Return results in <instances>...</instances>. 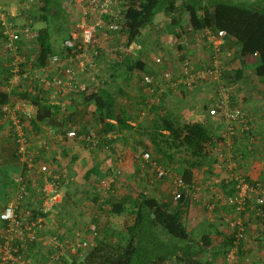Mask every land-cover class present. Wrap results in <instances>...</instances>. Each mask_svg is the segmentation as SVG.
Wrapping results in <instances>:
<instances>
[{"label":"trees","instance_id":"16d2710c","mask_svg":"<svg viewBox=\"0 0 264 264\" xmlns=\"http://www.w3.org/2000/svg\"><path fill=\"white\" fill-rule=\"evenodd\" d=\"M64 1L36 0L29 10H24V18L32 19L30 24L32 28H34L36 20L42 22L43 26L36 30L37 36L31 42L33 46L30 43L26 45V53L20 52L21 55H26L27 59L32 55L35 60L34 63L30 64L20 63L18 65L20 73L28 72L27 69L32 72L36 68H42L46 65L49 56L60 55L64 52L62 42L70 37V21ZM177 8H180L183 13L185 26L181 29L177 28V25H181L179 24L180 20L176 22V25L175 22L168 25V32L177 38L186 32L203 33L209 31L216 35L218 31H225L224 43L219 47V59L225 65L224 69L222 68V86L235 85L236 82L246 79L245 68L251 67L254 79L261 81L264 87V0H126L122 29L118 33H109V35H117L124 41L121 46L123 51L118 50L115 53L118 54L119 52L124 61L127 60L125 49L140 38L142 31L154 21L155 16L160 12L172 15ZM69 14L71 18L72 14ZM98 33H100L99 30ZM4 40L0 34L2 45ZM199 42L208 47L205 39H200ZM22 45L24 47L25 43L22 42ZM178 49H182L181 46H178ZM227 52L229 53L228 56L225 55ZM185 57L187 54L181 51L177 55L178 63H181ZM5 59L0 71V107L9 102L11 97H18L30 102L34 106L35 114L29 121L30 129L28 132L33 133L35 137H38L42 124L48 125L51 130L57 127L56 132L64 137H66L67 129H74L77 133L76 128H71L72 125H77L76 120L71 118L74 122L72 124L69 117L70 115L74 117L79 111H82L77 110V106L72 108L74 112L67 114L62 103L58 106L52 105L47 99V93L40 88L38 89L32 80L19 82L17 86H12L8 91L6 90L9 79L14 75L15 65L12 64V53L7 54L6 52ZM131 65L132 69L135 63ZM218 85L216 83L214 87ZM77 93L80 95L82 104L92 105L93 110L99 116L101 125L100 130L88 129L81 125L83 127L80 133L85 135L84 139L91 132L98 140L96 147L99 148L100 145L103 148L109 146L108 150L111 152H115L116 144L115 146L110 145L121 140L122 146L131 145L134 153L139 155L144 152L150 153L152 160L167 169L170 174L155 179L153 172L152 177L143 172L146 168L152 169V167L145 164V168L140 169L138 166V169L133 171L134 178L136 177L140 183L145 182L154 188L148 193L146 189L134 188L129 183L125 184L124 190L114 188V184L107 185L106 188L103 184L104 188H102L100 185L102 181L98 183L99 187H93L95 185L88 181L89 177L91 175L98 178L104 176V172L101 171L102 166L99 163H95L89 169L82 171L80 177L84 185L98 191L90 199L89 207L92 211L91 221L94 227L91 229V236L87 235L85 241H83L84 238L79 240L80 244L78 245H71L74 250L69 247L62 250V243L68 246L69 241L74 242L72 237L69 236V240L66 238L67 241L61 235H58L57 238L54 237V247H51L46 253L45 263L215 264L213 260L220 255L223 257L232 247L234 233H226V229L222 228L224 231L221 230L216 225L215 220L208 219L205 222L208 227H205L199 237L195 238L190 232L187 219L196 199L187 195V190L183 192L180 198L174 199L171 189V176L178 175L183 178L188 186H195L197 184L195 174L198 168L206 167L213 174L212 163L216 162L215 154L218 152V148L224 150L222 144L225 143V137L212 129L206 121L189 122L183 120L181 117L165 111L160 105H156L158 109L155 107L151 110L153 114L151 125L133 126L128 123L133 119L129 114L130 112L120 105L118 107L115 96L106 88L81 90ZM2 116L3 113H0V123L6 126L9 134L11 133L16 147L11 122L3 120ZM22 120L26 121V118ZM109 120H113L115 123ZM247 124H250L248 120ZM141 130L144 133H140ZM252 130L253 127L250 125L246 135L252 134ZM125 138H128V141H125ZM85 143L88 148L91 146L90 142ZM231 151L232 153H239L240 158L243 157L244 160L250 153L246 147L242 149L234 143H232ZM16 158L18 160L17 153ZM242 164L244 165L245 162ZM47 165L51 167L48 163ZM171 166L174 167L175 171L170 169ZM55 173L57 174V171ZM57 175L60 177L62 173ZM239 175H242L248 182L252 181L249 176ZM118 177H121L120 174L115 173L114 178L117 180ZM33 181H27L29 194L25 201L19 204V209L28 208L31 210L30 222L35 221L38 215L43 219L34 239L27 237L23 242L15 239V244L12 243V245H17L21 259L29 264H36L32 260L33 257L30 256L33 249L36 253L42 249L43 245L40 247L38 244L40 242L38 234L42 230L44 218L49 214V212L39 211L38 192L41 187L36 185H43V179L35 178ZM134 181L138 186L135 179ZM163 181L167 182V189L163 190L158 187V190L155 188ZM236 184V178L227 183H220V188L224 189V196L222 197L224 201L221 202L219 201L220 198H216L208 205H202L204 210L210 211L211 215L221 222V227L225 215L234 211L235 204L228 203L227 199L236 196ZM61 185H63L62 182ZM213 185L216 186V184ZM15 191L14 185V191L9 192L8 199L14 196ZM69 195L66 192L65 198ZM7 203L0 206V213ZM59 203L60 201L57 202V205ZM247 210L242 211L241 215L244 216ZM261 226V231L264 234V221L261 222ZM0 227V244H2L1 235L7 228V222L0 220ZM221 235V241L214 247V238Z\"/></svg>","mask_w":264,"mask_h":264},{"label":"crops","instance_id":"0c3cea01","mask_svg":"<svg viewBox=\"0 0 264 264\" xmlns=\"http://www.w3.org/2000/svg\"><path fill=\"white\" fill-rule=\"evenodd\" d=\"M179 20L181 21L179 23L181 25H177V28L181 29V27L185 26V23L183 13L180 8H177L172 15L165 14L163 12L158 13L155 16L154 21L142 31L140 38L136 42L131 43L125 49L127 51V60L125 59V61L124 58L119 55V52L118 54L115 53L118 50L123 51V48L121 47L124 43L123 39H120V37L114 34L105 37L102 33H97L101 48L100 57L98 59L99 73L97 75H92L85 71L78 72L76 75L78 91L106 88L112 95L115 96L117 106L120 105L130 112L129 114L133 117V119L128 121V123L133 126L142 124L145 126L151 125L153 120L151 110L152 108H157L158 106L156 105H160V107L165 111L171 112L175 116L181 117L183 120H187L189 122L206 121L210 124L212 129H214L221 136L225 137V143L222 145L225 148L228 146L230 155L224 157L220 154V157H217L216 162L212 163L213 174L208 171V168H201L199 173L203 176L200 181L196 179V185L200 190L201 204L211 203L216 198H220L219 201L222 202L224 189L220 188V183L233 181V176L237 174L249 176L253 181L264 182V87L261 81L254 79L252 75V68H245L246 71L244 74L247 75L245 83L249 84V88H246L241 95H236L232 100V104L244 110L247 114L248 122H250L249 125L253 127V130L252 134L237 135L232 139L225 136L224 124L219 123L217 120H214L207 115L208 108L213 104L212 94L215 90V82L213 84L200 81L193 89H186L182 85L177 86L176 89L167 87L163 90L160 103H151L149 95L143 92V74L150 73L153 76L158 77L163 70L169 69L178 76L180 74V70L178 68L179 60L177 55H179L181 51L185 52L191 59L193 69H195V71L202 69V66L208 57V47L206 45H202L195 39V32L183 33L178 38L168 32V25L174 22L176 25V22ZM0 45L3 50V45L1 43ZM152 46L153 48H150ZM178 46H181L182 49L179 50ZM153 50L155 51L153 52ZM154 57L162 58V63L159 67L154 65ZM4 63L3 59L0 58V71L1 66L4 65ZM132 63H135V66L131 69ZM134 74L136 77H134ZM60 101L62 105H64L65 110H67V114L74 112V110L72 111V108H75L76 106L77 110H82L74 117L71 115L69 116L71 121L74 119L77 123V125H72L71 127H74L77 130L78 136L76 138L64 137L62 134L56 132L55 129H58L57 127L54 129L51 126L52 129H54L51 130L46 124L40 125L42 129L38 133L40 137H44L47 142V148L43 150L41 154V161L48 163L52 169L57 171V174L62 173V175H60L61 180L63 181V185L60 189V204L64 199H66V193L64 190H66V188L68 189L71 184L73 185V183H76L77 185L78 180H80L79 182L83 184V188H80L84 189L86 192L87 186L84 185L80 176L82 175V171L89 169L95 163H99L102 166L101 171L104 172L103 177L107 176V183H103L106 187L107 185H113L112 182H114V176L110 175L118 173L122 176L123 173L127 172L132 174L135 169H138L139 159L137 158V154H135L136 152H133L131 145L127 147L122 146L121 140H118L116 143L110 145L115 146L116 144L115 152L108 150L109 146L104 147L105 149L102 145H100L101 148L93 146L88 148L86 146L85 142L88 143L89 141L84 139L83 137L85 135L80 133L82 127L86 126L88 129L97 128L96 130H100L101 125L99 116L93 110L92 105L82 104L79 93L70 94L63 97ZM109 121L115 123L113 120ZM73 123L74 122L72 121V124ZM81 125L83 126L81 127ZM257 127L260 128V130H257ZM140 133H144L143 130H141ZM231 140H233V142H231ZM125 141H128V138H125ZM232 143L242 149L246 147L250 151L245 160L243 157L240 158L241 155L239 153H232ZM218 151H220L219 148ZM222 151L223 150L219 153H222ZM102 153L106 154L101 156ZM244 162L245 164L243 165L242 163ZM21 172V166H19L16 158V147L11 133L9 134L6 126L1 125L0 123V206L7 203L9 200V192L14 191V177L19 175ZM77 174L78 177H76ZM93 178L94 176L91 175L88 181L94 183ZM121 180L122 178L120 181ZM133 181L134 180H130L129 184L133 185L134 188L140 189L141 185L137 186L135 181ZM33 182L35 184V181ZM136 182L140 183L139 181ZM213 182L216 186L212 185ZM69 197L71 198V195H69ZM88 197L89 196L86 193L83 197L84 203L81 204V207L85 206L86 213H84V217L89 220L92 218V211L89 207L91 204V198H89L88 201ZM62 209V205H60L59 211H62ZM49 216L50 215L48 214V216L44 218V228L38 234L40 241L38 244L40 247L43 245L42 249L39 253H36L33 249V252H31L33 256L30 255L33 257L32 260L36 264L40 262L41 264L45 263L44 259L46 258V253L51 247H54L52 239L61 235L63 233L61 231H64L65 233L70 232L74 241L78 236L76 229V233L73 235V231L75 230L72 227V222L69 223L70 227L68 230L63 229L60 222L65 221V219H61L59 217L58 219H54ZM82 216V211L80 213H74L72 221L74 220V222H79L82 219ZM225 216H232L231 212ZM193 218L197 219L196 216H193ZM196 219L193 220L196 221ZM51 221L52 224H54L50 226V228L45 227V225L49 224ZM220 224L221 223L219 222V225H216L220 226V229L224 231V229H222L223 226L221 227ZM188 226H190L189 228L191 229L197 225L196 223H191V225L189 224ZM249 226V236L252 234L258 238L259 235H263L261 231L262 226L259 222H257V225L249 223ZM201 231H203V229ZM83 233L84 231H82V234ZM191 234L193 235L192 232ZM51 237L53 238L51 239ZM220 237H222V235ZM256 248L258 253L255 257L258 258V256H261L258 259L260 261L264 257V247L261 248L256 246ZM27 252L30 253V251ZM239 252L243 253L241 251ZM221 259L222 256H218L215 264L220 262Z\"/></svg>","mask_w":264,"mask_h":264},{"label":"built area","instance_id":"2783aa9c","mask_svg":"<svg viewBox=\"0 0 264 264\" xmlns=\"http://www.w3.org/2000/svg\"><path fill=\"white\" fill-rule=\"evenodd\" d=\"M36 0H0V34L4 37V51L13 54L12 64L15 65L14 75L9 79L6 86L8 91L12 86H17L19 82L32 80L37 88L47 93V99L52 105L61 104V99L67 94L78 92L76 75L80 71L88 72L92 75L99 73L98 59L101 48L98 38V30L103 36L109 33H118L124 24V10L126 0H71L74 6V14L70 18L69 35L62 42L63 53L49 56L46 65L36 68L32 72L20 73L18 65L24 63H34V57L30 55L27 59V46L37 36V31L30 26L32 19L24 18V10L31 7ZM14 5V6H13ZM225 31H218L216 35L209 31L203 33L195 32L196 40L205 39L208 45V57L202 69L195 71L192 61L187 56L179 63L180 74L177 76L173 71L165 69L160 76H142L143 92L150 97L151 103H160L163 90L167 87L176 89L182 85L186 89H192L200 81L208 83H218L212 94L213 104L208 108L207 115L219 123L224 124V134L227 138L247 133L250 125L247 124V114L238 106H234L230 100V90L220 85L222 68L225 65L219 59V47L224 43ZM22 42L25 43L23 47ZM226 56L229 55L227 52ZM154 65L160 66L161 57H154ZM223 64V65H222ZM0 113H3V120L11 122L12 131L15 137L16 153L18 163L21 166V173L14 177L16 191L14 196L9 199L4 210L0 213V220L7 222L0 244V264H29L21 259L19 249L15 244V239L21 242L27 237L34 239L38 233L40 222L43 219L38 215L35 221H29L32 212L28 208L19 209V204L28 197L27 181L35 178L43 179L40 188L39 206L42 212H48L57 205L60 200L61 178L45 163L41 161L42 151L47 148L44 137H35L29 133V121L34 117V106L27 100L20 98H10V101L1 105ZM23 121L22 119H25ZM67 138H76L77 133L74 129H67ZM96 147L97 138L93 133L85 137ZM139 168H145V164L152 167L154 178H163L170 173L164 167L152 160L150 153L144 152L139 156ZM237 179L235 185L236 196L229 197L227 202L235 204L234 214L225 216L224 220L228 224V233H234L232 247L222 257L217 264H236V254L241 252L256 251L257 240L251 234L248 235L249 223L264 221V182H248L242 175H235ZM29 179V180H27ZM27 180V181H26ZM172 191L174 199H178L187 190V195L197 199L199 188L197 185L188 186L182 177L171 176ZM189 188V189H187ZM248 209L244 216L242 211ZM94 227H92L93 229ZM78 245V244H76ZM21 246V245H20ZM74 250V247L71 248ZM238 264H253L250 259H245ZM264 264V257L257 262Z\"/></svg>","mask_w":264,"mask_h":264},{"label":"rangeland","instance_id":"374dc122","mask_svg":"<svg viewBox=\"0 0 264 264\" xmlns=\"http://www.w3.org/2000/svg\"><path fill=\"white\" fill-rule=\"evenodd\" d=\"M64 4L66 5V10H67V13H68V19L70 21V16L71 15L69 13H71L72 16H73L74 10H75L74 9V6L71 3V0H65L64 1ZM29 9H30V7L26 8V10H29ZM42 26H43L42 22L36 20L34 22V26L33 27H34L35 30H38ZM31 45L33 46V43H31ZM150 48H153V46L150 47ZM154 51L155 50H153V52ZM5 54L6 53L4 52V50L1 49V45H0V58H2L3 61L5 59ZM134 77H136L135 74H134ZM245 81H246V79H243L242 81L236 82L235 85H231V86H228L227 87L230 90V97L232 95V97H231L232 99H234L236 95L237 96L241 95L242 92H244L246 88H249V84L248 83H245ZM220 85H222V83H220ZM95 129H97V128H95ZM257 130H260V128L257 127ZM223 149L224 150L222 151V153H219L221 151L220 150V151H218L215 154L216 159H217V157L218 158L220 157L219 156L220 154L223 155L224 157L225 156L227 157V156L230 155V153H229L230 150H228V146H226V148L223 147ZM105 154L106 153H102L101 156H104ZM235 154H237V153H235ZM137 155L139 156V154H137ZM171 167H170V169L174 170V167L173 166H171ZM199 170H201V168H198L196 170L195 178L200 181V179L202 178L203 175H200ZM67 171H69V170H67ZM67 171H65V172H67ZM143 172L146 173V174H148V176H151V177L153 175V173H152L153 171H152L151 168L150 169H147L146 168L145 171H143ZM110 176H115V173H114V175H110ZM106 178H107V176L101 177V178L94 177L93 178L94 179L93 185H95V186H93V187H99L98 186V183H100L101 181H102V184L100 183L101 187L102 188L106 187V185H103L104 182L107 183ZM121 178H122V180L120 181ZM121 178L118 177L117 180L114 178V182H112L115 185L114 188H117L119 190H124V188L126 187L125 184L129 183L130 180H134L135 179L136 181H139V179H137L136 177L134 178V172H132V174H129L128 172L127 173H123V175L121 176ZM79 181L80 180L77 181V183H78L77 185H76V183H73V185L71 184L68 189L66 188V190H64L65 193L68 192L71 195V198L68 196L66 198V200H63L62 201L61 204L59 203V205L53 207L50 211L48 210L49 215H50L49 216L50 218L53 217L54 219H58V217H59L61 219H65V221L60 222L62 224V228L63 229H67L68 230V228L70 227L69 223L72 222L71 224H72L73 229L74 230L76 229L77 232H78L77 239L74 242L71 243V241H69L68 246H66V245H64L62 243V247H63L62 250L66 249L67 247H69L71 249L72 248L71 245H73V244H80L79 243L80 242L79 240H81V239L84 238L83 241H85V238L87 237V235L88 236H91L90 233H92L91 232V229H92L91 227H93V223H92L91 219L88 220V219H86V217H84V213H86L85 212L86 210H85V206L84 207H81L82 206L81 204L84 203V198L83 197H84V195L86 193L89 196L88 197V201H89V198L93 197L94 193H96L98 191L95 190V188L93 189V188L87 186V190L85 192L84 189H81L80 188V187L83 188V186H82L83 184H81ZM126 181H128V182H126ZM213 184H214V182L212 183V185ZM138 185H141L140 189H143V190L146 189L148 193H150L154 189L153 187L148 186L149 184H146L145 182L138 183ZM166 185H167V182L164 181L163 183L158 184L155 188L158 189V187H159V189H163L164 190V189H167V186ZM130 186H132V185H130ZM198 192H199V195H198V197H197V199L195 201L196 203H194L193 206H192V208L190 209L191 210L190 211V215H189V217L187 219V223H189L190 225H191V223H193V224L196 223V225H197L196 227L190 229V231L193 233L194 237H199V234L201 233V230L202 229H205V227H208V224L205 223L208 219L215 220L216 221V224L219 225V221L217 219H215V217L213 215H211L210 211L204 210L202 208V205H208V203L201 204L202 201L200 199V190H198ZM104 195H105V193H104ZM223 201H224V199H223ZM60 205H65V207L63 206L62 211H59ZM81 211H82V214H83L82 219L79 222H74V220L72 221L73 214L74 213H80ZM231 212L234 214V211H231ZM193 216H196L197 219L196 218H193ZM193 219H196V221H194ZM53 224H52V221H51V222H49V224L45 225V227H47V228L49 227L50 228V226H52ZM222 225H223V228L226 229L225 232L228 233V230H229L228 229V224L225 222L224 218H223ZM43 228H44V225L42 226V229ZM76 230L73 231V235H74V233H76ZM82 231H84L83 234H82ZM61 232H63L61 234V236L63 237V239H65V241H67V240L70 239L69 238V236L71 237L70 232H68V233H65L64 231H61ZM52 238L53 237H51V239ZM66 238H67V240H66ZM221 239L222 238L220 236H216V238H214V247H216L218 245V243L221 241ZM256 240H258L257 243H256L257 244V247H261V248L264 247V234L263 235H259L258 238L256 237ZM52 241H53V239H52ZM257 251L258 250L256 248V251H254V252H243V253L238 252L236 254V260H237V263L236 264H238L240 262L242 263L247 258L250 259V261L253 264H257V262H259L258 259L261 257V256H258V258L255 257V255L258 253ZM216 259L217 258H215V260H213L214 263H216Z\"/></svg>","mask_w":264,"mask_h":264},{"label":"clouds","instance_id":"9594fccd","mask_svg":"<svg viewBox=\"0 0 264 264\" xmlns=\"http://www.w3.org/2000/svg\"><path fill=\"white\" fill-rule=\"evenodd\" d=\"M3 50H4V46H3ZM5 52V51H4ZM6 53V52H5Z\"/></svg>","mask_w":264,"mask_h":264}]
</instances>
